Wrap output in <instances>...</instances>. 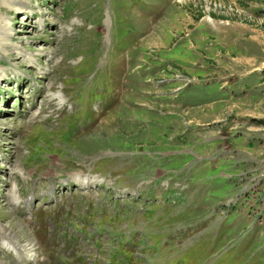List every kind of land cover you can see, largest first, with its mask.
I'll use <instances>...</instances> for the list:
<instances>
[{"label": "rangeland", "instance_id": "rangeland-1", "mask_svg": "<svg viewBox=\"0 0 264 264\" xmlns=\"http://www.w3.org/2000/svg\"><path fill=\"white\" fill-rule=\"evenodd\" d=\"M263 65L264 0H0V263L264 264Z\"/></svg>", "mask_w": 264, "mask_h": 264}, {"label": "bare ground", "instance_id": "bare-ground-1", "mask_svg": "<svg viewBox=\"0 0 264 264\" xmlns=\"http://www.w3.org/2000/svg\"><path fill=\"white\" fill-rule=\"evenodd\" d=\"M80 184H81V181H78ZM84 182V181H83ZM82 186H87V184H85V182H84V185H82ZM1 231V230H0ZM6 235H7V232L5 231L4 233H3V236L4 237H6ZM14 238V237H13ZM1 264V263H0Z\"/></svg>", "mask_w": 264, "mask_h": 264}]
</instances>
